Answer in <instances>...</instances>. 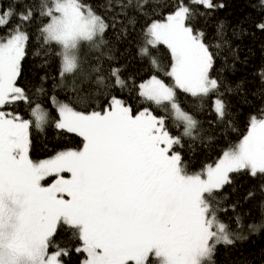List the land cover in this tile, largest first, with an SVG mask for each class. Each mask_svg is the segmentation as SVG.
<instances>
[{"label": "snow or ice", "instance_id": "6c2138e0", "mask_svg": "<svg viewBox=\"0 0 264 264\" xmlns=\"http://www.w3.org/2000/svg\"><path fill=\"white\" fill-rule=\"evenodd\" d=\"M131 4L128 0L123 8ZM190 5L224 7L214 0H175L173 11L147 25L139 49L159 71L151 49L167 46L171 62L164 75L171 83L158 74L129 83L119 68H111L107 79L112 83L106 84L97 65L92 71L99 73L100 94L109 93L103 106L80 110L74 106L84 103L78 92L67 102L49 98L56 111L54 127L82 138L81 146L39 162L29 156L33 120L15 107L31 101L18 83L31 39L28 25L36 12L47 18L40 27L41 42L60 47L61 77L78 71L82 42L95 48L104 43L109 25L82 0H44L38 8L22 4V11L15 3L0 8V264H65L64 257L73 251L84 254L81 264H204L216 244L233 243L227 225L217 218L214 193L232 183V173L264 175V112L250 119L237 144L199 172H190L177 150L183 147L181 137L169 132L165 116L149 107L134 111L110 94L117 86L136 90L143 102L182 123L187 137L198 122L181 108L178 90L215 95L212 108L225 118L220 83L210 74L214 53L190 24L197 14ZM135 6L142 7L139 2ZM258 27L264 30V23ZM30 112L37 129L48 122L40 105ZM65 231L71 235L67 243L79 246L61 247Z\"/></svg>", "mask_w": 264, "mask_h": 264}, {"label": "trees", "instance_id": "16d2710c", "mask_svg": "<svg viewBox=\"0 0 264 264\" xmlns=\"http://www.w3.org/2000/svg\"><path fill=\"white\" fill-rule=\"evenodd\" d=\"M43 2L0 0V8L15 3L17 11H22V4L38 8ZM82 2L100 15L109 27L103 34L104 43L99 48L82 42L77 53L79 69L76 73L61 77L60 47L55 43L42 44L40 27L47 23V18L36 12L34 22L28 25L31 39L18 83L26 87L31 101L15 107L24 118L33 120L29 153L34 162L51 158L67 148L81 146L82 138L63 133L54 127L52 118L56 111L49 98L55 96L67 102L74 99L78 92L84 103L74 106L80 110L88 105L103 106L109 93L100 94L103 86L96 83L99 73L92 71L97 65L106 77V84L112 83L107 79L111 68H119L121 78L129 83L134 81L139 84L151 74H158L171 83V79L164 75L171 62L167 46L158 45L151 49L152 56L160 66L159 71L148 58L139 55V49L143 45V33L147 25L173 11L175 0H132L127 8H123V5L128 0ZM137 2L142 7L137 8ZM214 3H222L224 7L209 10L199 5H190L197 11L190 24L195 31L204 34L205 43L214 53L215 62L210 74L220 83L219 98L224 101L227 112L224 119L218 118L212 108L215 95L198 97L178 90L177 101L181 108L198 122L192 137H187L183 135L182 123L174 122L171 114L164 109L143 102L136 90H120L118 86L110 90L111 95L132 105L134 111L149 107L156 115L165 116L169 132L181 137L183 147L177 146V150L190 172H199L206 164L216 161L227 147L237 144L247 133L250 119L264 112V30L258 27L264 23V0H214ZM40 88L42 92L37 91ZM37 104L46 110L49 117L40 129L35 127L30 112V108ZM231 177V184L214 193L213 207L217 209V218L227 225L233 243L216 244L211 257L206 258L204 264H264V175L252 177L242 171L232 173ZM70 239V233L65 231L58 243L61 247L79 246L78 242L68 244ZM83 258L84 254L73 251L64 257V261L65 264H81Z\"/></svg>", "mask_w": 264, "mask_h": 264}, {"label": "rangeland", "instance_id": "374dc122", "mask_svg": "<svg viewBox=\"0 0 264 264\" xmlns=\"http://www.w3.org/2000/svg\"><path fill=\"white\" fill-rule=\"evenodd\" d=\"M44 111H46L44 108H42ZM154 113V112H153ZM155 114V113H154ZM156 115V114H155ZM158 116H160V115H158ZM43 127V126H42ZM29 156H30V153H29ZM52 157V156H51ZM31 158V157H30ZM48 158H50V157H48ZM48 158H45V159H48ZM44 160V159H43ZM39 162V161H38ZM230 239H231V237H229ZM84 259V258H83Z\"/></svg>", "mask_w": 264, "mask_h": 264}]
</instances>
